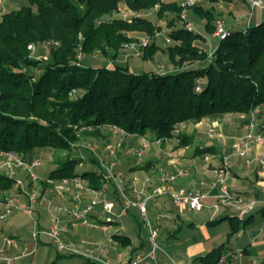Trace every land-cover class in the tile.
Segmentation results:
<instances>
[{"label":"trees","instance_id":"obj_1","mask_svg":"<svg viewBox=\"0 0 264 264\" xmlns=\"http://www.w3.org/2000/svg\"><path fill=\"white\" fill-rule=\"evenodd\" d=\"M182 2L29 0L28 5L2 14L0 152H14L25 161H32L35 148L72 153L78 149L81 135L100 137L103 127L112 125L130 135L151 133V137L168 138L174 128L185 122L225 114L247 116L256 107L264 106V22L245 30H228L209 52L196 43L205 35L186 28L189 19L182 17ZM120 5L135 15L130 19L115 16ZM154 8L155 21L141 16ZM190 9L205 20L206 32L213 34L214 10L200 5ZM166 14L172 15L168 23L171 42L163 48L154 37L161 30L157 20ZM137 34L151 39L143 49V60H150L162 50L176 70L136 74L127 64L117 61L125 50L124 44L135 40ZM31 44L35 49H29ZM39 49L45 52L44 57L33 55ZM95 52L112 65L84 66L82 59L77 60L79 53L83 58ZM71 90H75L73 95H69ZM178 136L176 148L190 142L184 133ZM209 150L198 148L197 152ZM91 160L99 165L93 157ZM79 163L77 156L69 155L46 176L80 177L87 180L90 188L102 187V167L78 173L75 166ZM15 182L14 177L0 172V195L15 188ZM261 212L264 215V209ZM247 222L246 218L238 222L229 235ZM113 237L123 247L131 244L126 234L115 233ZM136 250L132 248L133 253ZM224 252L221 244L193 260L222 264Z\"/></svg>","mask_w":264,"mask_h":264},{"label":"crops","instance_id":"obj_2","mask_svg":"<svg viewBox=\"0 0 264 264\" xmlns=\"http://www.w3.org/2000/svg\"><path fill=\"white\" fill-rule=\"evenodd\" d=\"M242 1L243 5H241V8L244 10L238 9L239 12L234 14L236 18H239L238 22L243 17L247 18L245 26L240 30H245L248 26L264 22V0H259L261 5L254 7L251 5L252 0ZM210 4L211 8L219 5L221 10L225 9V6L222 5V0ZM235 6V3L229 0L228 9L230 12L233 13ZM240 11H244V14H241ZM218 19L220 18H216V20ZM226 29L232 30L229 26ZM206 39L208 38L205 36L201 40V47L207 49L204 44H209L208 50H211V48H214V44L208 40L206 41ZM120 60L123 59L118 57L117 61L122 62ZM130 70L132 71L131 68ZM252 112L257 117L256 130L264 136V120L260 117V113L264 112V106H258ZM249 116L250 114L247 116L243 114H225L214 118L204 117L198 122H185L183 123L184 131L182 130V133L189 137L190 142L183 147L175 149L176 147L174 146L173 148V150L175 149L174 155L177 162L188 171L187 175L177 178L173 184L174 187H196L207 190L208 185L215 178V169L219 166L220 158L224 155H230L231 167L227 179L230 191L241 196L244 202H254L253 208L244 217V219H248V222L234 234L229 235L233 226H237L238 222H243V219L238 218L235 209L218 203L215 197L218 192L217 189L209 191L205 199V205L199 211L190 210L187 206L175 207L168 198L158 197L156 200L149 202L148 209L151 211L152 225L158 228L159 264H200L193 259L205 255L221 244H224L225 250L222 254L225 256L222 264H264V215L261 212L264 209V167L258 162L259 158H264V146H253L251 148L248 154V158L251 160L250 164L246 163L245 158L232 153L231 149V145L246 134L247 130L244 127V121ZM213 125H216V130L222 134L221 137L209 136ZM147 134L152 136L151 133H146L145 135ZM131 137L139 136L132 135ZM206 147L210 148V150L205 153L197 152L198 148ZM207 155L208 159L205 160ZM160 162L161 159L156 156H153L143 164L136 165L133 161L131 165L127 166L130 170L128 174L131 176L135 172L143 180L147 175H155L158 167L156 164ZM138 168L141 170H138ZM33 184L34 182H30L29 186L32 187ZM43 189H46L45 184H43ZM68 191L71 192L72 189L70 188ZM9 195L10 192H8V195L2 194L0 197ZM43 195L44 193L42 192L34 203L35 207L40 208L35 210L32 214L33 217H29L30 224L34 225V220H36L38 227L47 229L53 220L60 219L61 225L66 228L76 225H73L69 217L64 214L62 217L55 211L46 213L42 206L43 199L41 198ZM107 196L114 200L116 204L120 203V199L117 198V192L115 193L112 186H109ZM19 198L20 196H18ZM1 207L2 205H0V209ZM132 209L121 217H132L135 214ZM100 210L95 208L92 217L96 218ZM25 220L26 214L18 211L0 224V241L6 235H13L16 240L15 246H11L8 249L7 257L15 259L13 264H37L39 261L49 264L52 258L54 259L60 252L57 251L52 242L43 240L40 235H38L36 242L33 244L24 237L20 238L16 234L18 232L14 229L19 227L21 228L20 231L24 230L25 225L28 224ZM129 232V229L124 226V234L130 239ZM138 239L137 244L130 241L129 249L122 248L123 251L121 252L125 254L126 260L121 262L127 261L133 254L130 248L132 244V247L137 249L135 252L145 251L148 248L147 237L144 239L138 237ZM24 249L28 250L29 255H22ZM2 260L0 264H6L5 260ZM143 264L153 263L146 262Z\"/></svg>","mask_w":264,"mask_h":264},{"label":"rangeland","instance_id":"obj_3","mask_svg":"<svg viewBox=\"0 0 264 264\" xmlns=\"http://www.w3.org/2000/svg\"><path fill=\"white\" fill-rule=\"evenodd\" d=\"M231 1H233L236 5L235 9H233V13L230 12L228 9L229 0H222V5L225 6V9L221 10L219 5L213 6L214 9L213 8L212 9L214 10L215 17L220 18V20L224 21L223 23L225 28L229 26L232 30H240L245 26V21L247 18L243 17L238 22L237 20L239 18H236L234 14L239 12L238 9L244 10L241 8V5H243L242 4L243 1L242 0H231ZM28 4H29V0H0V18L4 13L13 9H18L21 6ZM195 5H200L202 8L205 9L211 8L210 6L211 4L203 0L202 2H198ZM120 7L123 9L124 12H126L125 18L130 19L131 16L135 15V13L134 12L132 13L131 10L129 9L127 10L124 7V5H121ZM33 8L35 9V7ZM129 11L132 14L131 16ZM187 13H188V15H186L187 18L194 24L196 29L198 31H201L206 36V38H208L206 39V41L208 40L209 42H213L215 47L216 43L218 42V37L214 36V34H208L206 32L204 27L205 20L201 19L195 13H192V9H189ZM240 13L244 14V11H240ZM140 14L141 16L148 17L155 21L156 18L155 8L148 12L146 11ZM114 15L117 17H121L119 11L115 12ZM171 17H172L171 14H166L165 18L157 20V24L159 25L161 30L154 37V41L159 45H161L163 48L168 46V42L170 41V39L168 38L169 37L168 31L170 30L168 23L170 22L169 20ZM178 24H180V22H178ZM166 39H169V41L167 42ZM196 43L200 46L202 45L200 40L196 41ZM204 46L207 48L206 50L209 49V44H204ZM145 47L142 48V54H143V49H145ZM212 49L213 48H211V50L208 51L210 52L212 51ZM126 53L127 51L125 50L124 52L120 53L119 58L123 59L120 61H122V63L124 62V64H127L136 74L143 73L146 71L166 72V71L176 70L170 64L167 53L162 50H159L155 55H153V57L150 60L147 61L142 59L141 57L142 54L139 57H134L131 55H126ZM44 54L45 52L43 53L40 49L39 51L37 50L35 53L33 52V55H38V57H44ZM81 64L84 66H89V65L102 66L105 64H108L109 66L112 65V63L109 62V60L106 59V57L96 52L91 55L84 54L81 60ZM178 127L180 128L181 132L184 131L183 124H180ZM102 132H103L102 133L103 136L100 137H90V136L81 135L79 141L77 142L78 149L76 151H73L72 153H69L66 150H54L52 148H35L31 153L32 161L24 160L27 164H32L33 162L36 161L35 162L36 164L33 167H31L33 171L32 172L28 171L29 169L27 170V168L23 166H19V167L16 166L14 169L15 170L14 178L16 181H20L19 187H15L4 193L8 195V192H10V195L6 197L12 198L13 206L15 209L11 213H9L3 220H1L0 224L2 222H5L14 213L18 211H22V213L26 214L25 221L28 224L25 225V229L22 231H20L21 228L19 227L14 229L15 231L18 232L16 234L20 238L24 237L25 239L31 241L33 244L37 240V238L34 237V233L39 232V235L43 240L52 242L48 234L44 233V231H46L47 229H42L38 227L37 225L38 222L36 220H34V225L29 223V217L30 218L33 217L32 214L35 212V210H38L40 208V207H35L30 203L29 201L30 193L33 194L35 192V194H37L36 195L37 196L36 200H37L38 196H40V194L43 192L44 195L41 199H43L42 206L44 207L45 212L51 213L52 211H55L59 215H62V217L63 214L66 212L63 213L61 208L74 209L77 211L89 205L93 200L100 201L104 191L93 190L94 188L90 189L86 179L81 178L83 181H85L82 183L83 185L82 188L75 187L72 181H70L66 186H60V187H56L54 184H48L44 182L42 177L46 175L51 169L55 168L59 160H63L69 155H71L72 157L77 156L78 159L80 160V163L75 166V170L78 173H81L85 170H95L96 168L99 167V165L100 167H102V165L107 166L108 163L115 161L116 166H114V171L121 170L125 174L127 187L132 186V182L130 180L131 178L136 177L137 179L135 186L138 189H140L146 177L143 180H141L139 175L135 172L131 176H129L128 173H130V170L128 169L127 166L131 165L133 161L135 163V161L139 159L143 164L144 162L149 161V159L152 158L153 156H156L157 158L161 159V162L157 163L156 166L163 165L168 162L167 156L163 154L162 146L156 142H150L147 145L146 149H144L142 151V154L139 156L137 154V151L141 150L142 148L140 136L131 137L132 135L130 134H122L120 131H113L109 127H103ZM146 137L149 138L151 136L147 134ZM110 149L114 151V155H110L109 153ZM174 150H173V154H175ZM232 153H233V149H232ZM91 157H93L94 160H97L99 165H97L96 162L92 161ZM19 158H21L20 155ZM6 160H7L6 155H0V165H3L4 162H6ZM138 170L141 169L138 168ZM1 172L7 173V170H2ZM32 174H34L37 179L33 180ZM30 182H34L32 187L29 186ZM43 184L46 185L45 190L43 189ZM68 187L72 189L71 192L66 190V188ZM112 188L115 191L114 186H112ZM99 189H101V187ZM125 195L128 197H133V194L129 193L127 189ZM18 196H20L19 199ZM2 200H4V197ZM123 200H124V196H121L119 200L120 202L119 204L118 203L116 204V202L114 201L115 212H120V204ZM94 205H95L94 207L97 210H100L99 204L96 203ZM3 209L4 206L2 205L0 212H2ZM132 210L135 211V214L132 217L124 216L121 217L118 221L129 229L130 241L134 242V244H137L139 241L138 237H140V239L141 238L144 239L146 237L148 238L149 230H148L147 222L139 215L136 208H133ZM64 215L67 216V214ZM147 216L151 221L152 215L149 209L147 211ZM59 225H61L60 219H59ZM114 233H116V226H113L111 227V229L104 231L97 225L83 224V223H77L75 226H71L66 230H61L60 238L62 242L64 244H68L70 248L66 250L67 256L57 255L54 259L52 258V261H55V264H90L89 261L95 262L96 264H104V261H108V264H120L121 261L126 260L125 254L121 252L123 251L122 248H126V249L129 248L128 246L126 247L120 246L118 242H116L115 244L113 242H110L108 240V237L110 235H113ZM9 239H11V241ZM15 241L16 240L13 238V235H6L1 239L0 251H2V258H0V261H3L2 260L3 257H7L6 255L7 251L11 246H15L16 244ZM95 243H98V246ZM132 245L130 247L131 249L133 248ZM86 249L88 250L89 254L88 255L81 254ZM95 252H97L95 259L89 257L92 256ZM37 264H48V263L47 262L43 263V261H39Z\"/></svg>","mask_w":264,"mask_h":264},{"label":"built area","instance_id":"obj_4","mask_svg":"<svg viewBox=\"0 0 264 264\" xmlns=\"http://www.w3.org/2000/svg\"><path fill=\"white\" fill-rule=\"evenodd\" d=\"M202 0H183L182 2V17H186L187 12L191 6L195 5ZM252 7L260 6L261 1L252 0ZM121 6V5H120ZM128 10V8L124 5ZM122 18H125L126 12L123 11L121 7L118 9ZM117 12V11H116ZM130 12V11H129ZM132 12V11H131ZM130 12V16L132 15ZM133 13V12H132ZM129 14V13H127ZM214 36L223 39L226 37L228 30L225 28L222 20L218 19L215 21L214 26ZM186 28L189 30H195L196 27L194 24L186 20ZM151 39L146 34H137L135 40L129 41L124 44V49L127 51L126 55H131L134 57H139L142 54V48L147 46L150 43ZM168 42L169 39H166ZM48 44V42H47ZM35 45H29L30 49H35ZM82 59V54L77 55V60ZM199 87H197V90ZM75 90H71L69 95H73ZM260 117L264 120V112L260 113ZM244 127L246 128V134L243 138L236 140L233 145V153L240 157L245 158L246 163L250 164L251 160L248 158V154L253 146H264V136L256 130L257 127V117L254 112L250 113V116L245 120ZM113 131H120L122 134H126L122 129L117 126H110ZM181 130L179 127H176L172 131L171 137H149L146 135L141 137V150L137 151V154L140 156L142 151L146 149L147 145L150 142H156L162 146V151L165 156H167L168 162L157 167L156 173L146 176L143 181L140 189L135 186L136 177L131 178L132 186L126 184L125 174L119 170L114 171V166H116L115 161L108 163L107 166L102 165L101 170V179L103 180V185L101 189H93L104 191L100 201H91L89 205L82 208L81 210L66 209L61 208V210L67 214L71 223L73 225L77 223L83 224H93L99 226L104 231L111 229V227L116 226V233L124 234V226L118 221L121 216L126 215L131 208H136L139 215L147 222L149 235L147 238V243L149 248L145 251L134 252L126 262H121L120 264H143L146 262H152L153 264H159L158 262V250H160V245L158 243V228L152 225L150 219L147 216L148 203L150 201L156 200L158 197H166L169 199L170 203L175 207L187 206L192 210L199 211L205 205V199L207 198L209 191L217 189L215 197L218 200V203L225 207H230L237 211V216L239 219H244L245 215L253 208L254 202H244L242 197L236 194H233L227 184V179L230 174L231 159L230 155H225L220 158L219 166L215 169V178L208 185V189L204 190L202 188L196 187H174L173 184L178 177L185 176L188 174L187 169L181 167L177 162L175 155L173 154L174 146L179 142V134ZM210 137L219 136L222 134L220 131L216 130V125H213L209 133ZM110 155H114L112 149L109 150ZM0 155H6L7 160L3 165H0V172L2 170H7L9 176L14 177L15 167L23 166L27 168L28 171H33V167L36 163L27 164L22 158H19L18 155L12 152H0ZM208 159V155L205 156V160ZM259 164L264 167V158L261 157L258 159ZM141 163V160H136L135 164L138 165ZM30 167V168H29ZM6 173V172H5ZM6 173V174H7ZM32 179H37L34 174H32ZM45 183L54 184L56 187L66 186L70 181L73 182L74 186L77 188H82L83 181L80 177L75 178H62V179H53L48 176L43 178ZM16 187H19L20 181L15 182ZM110 183V184H109ZM112 185L115 188L118 196H124V200L120 204V212L114 211V200L108 198L107 192L109 186ZM70 188H66L69 190ZM126 189L129 193L133 194V197L126 196ZM34 192V191H33ZM29 201L32 205L37 201V194H29ZM119 198V199H120ZM3 199V198H2ZM6 201V202H5ZM100 205V212L96 218L92 217L95 212V205ZM0 205L4 206L2 212H0V221L3 220L9 213H11L15 208L13 206V200L11 197H4V200L0 199ZM65 226L59 225V219L52 221L50 226L47 228L44 233L52 240V244L57 248L59 252L66 253V250L70 248L68 244H64L60 238L61 230H66ZM115 234V233H114ZM113 234V235H114ZM39 232L34 233V237L37 238ZM113 235L108 237L110 242L114 244L117 242ZM11 241V239H9ZM98 246V243H95ZM95 252L92 256H89L93 259L96 258ZM29 252L27 249H24L22 252L23 256L28 255ZM80 254V253H79ZM81 254L88 255V250L86 249ZM0 258H2V251H0ZM6 264H13L14 258L3 257ZM225 256H221L220 261L223 262ZM104 264H108V261H104Z\"/></svg>","mask_w":264,"mask_h":264}]
</instances>
